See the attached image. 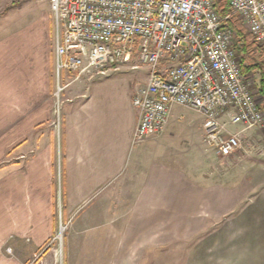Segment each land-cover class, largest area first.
<instances>
[{
	"label": "crops",
	"instance_id": "obj_1",
	"mask_svg": "<svg viewBox=\"0 0 264 264\" xmlns=\"http://www.w3.org/2000/svg\"><path fill=\"white\" fill-rule=\"evenodd\" d=\"M45 37L26 44V56H35L42 67L31 66L23 82L16 78V45L0 43V102L7 96L2 86L23 87L28 113L24 124H6L7 138L0 134V146L13 144L8 156L23 158L0 168V264H59L54 248L47 249L55 237L56 201L61 210H75L94 198L106 210L116 208L97 224L125 226L121 239L131 247L208 233L215 236L206 239L220 240V264H264V147L243 155L233 181L220 183H209L204 171L209 159L204 138L188 150L157 155L166 128L148 137L144 148H134L139 112L132 98L147 79L137 83L126 64L78 77L65 72L56 132L53 102H47L52 47ZM4 109L0 104V113ZM121 248L119 258L125 255Z\"/></svg>",
	"mask_w": 264,
	"mask_h": 264
},
{
	"label": "built area",
	"instance_id": "obj_2",
	"mask_svg": "<svg viewBox=\"0 0 264 264\" xmlns=\"http://www.w3.org/2000/svg\"><path fill=\"white\" fill-rule=\"evenodd\" d=\"M216 0H49L54 17L56 95L65 72L81 75L120 64L148 68L133 95L139 115L133 144L162 134L175 105L203 116L205 141L222 157L244 150L233 126L264 128L256 75L242 71L235 32ZM264 46V0H230ZM59 102V100H58ZM61 107L58 103V113Z\"/></svg>",
	"mask_w": 264,
	"mask_h": 264
},
{
	"label": "rangeland",
	"instance_id": "obj_3",
	"mask_svg": "<svg viewBox=\"0 0 264 264\" xmlns=\"http://www.w3.org/2000/svg\"><path fill=\"white\" fill-rule=\"evenodd\" d=\"M44 34L47 36V38L45 37L46 41L51 43L52 56H54V17L49 0H0V43H13L16 45V78L20 82H23V76L26 73L28 74L34 69L31 66L38 65L35 56H26L28 52L24 53L26 44L36 43ZM121 65L124 64L113 66L107 70L118 68ZM38 66L42 67L40 64ZM130 66L134 68L132 65ZM147 70L148 68L145 65H140L129 71V74L137 80V83H141L147 79ZM94 71L98 70H91L83 74ZM72 75L80 76L76 72L72 73ZM18 79L17 84L19 82ZM49 84L51 100H47V102L50 101L51 104L53 102V114L56 120L54 122L55 131L60 133L61 107L58 113V103L60 102L61 104L62 92L59 96L56 95L57 81L54 71V60L53 70H51L49 76ZM62 84L64 85L63 79ZM2 88V91L6 92L5 95L7 96L2 95L5 97L4 100L1 98L0 102L5 108L0 113V131H2L0 134L3 133L6 124L8 125L10 121L22 125L24 124V118L28 116V113L24 110L25 96L23 87L18 86L16 90L4 88L3 86ZM8 91L13 96L11 103L9 102ZM179 114H183L182 118H179ZM202 118L203 116L193 108L175 105L167 131L163 134L162 141L157 146V153L155 152L156 148L153 153L157 155L164 154L165 151L171 153L174 152V148L177 150H188L195 147V142L199 143L203 138V141H205L204 129L201 127ZM232 129L241 131L243 135L245 149L240 151L238 155L219 156L205 141L209 159L204 171L209 178V183L233 181L232 175L239 169V165L243 163L242 156L250 151L259 153L264 147V128L257 129V127L237 125L233 126ZM7 136L3 133L1 138L4 139ZM149 143L150 141L147 138L145 141L135 144L134 148ZM12 145L3 146L1 144L0 168H7L9 163L11 165L19 164L20 160L23 159L21 158L22 155H18L17 159L12 155L8 156L7 151L12 148ZM236 176V180H238L240 178L239 173H236ZM55 181L61 191L62 172L59 164L56 167ZM99 194L103 196L105 191ZM55 211V237L50 240L47 249L54 248L52 250L56 252L59 264H220V240L212 241L206 239L213 234H198L187 241H168L162 238L158 244H156L157 242L155 243L157 247L142 249V245L131 247V242L121 239L125 226L97 224L100 221H104L105 218L108 219L109 215H115L116 211V208L106 210L103 201L100 202L98 200L97 202V198H94V201L88 200L75 210L59 209L57 200ZM214 226H217V224ZM119 245L122 246V252L125 254L120 258L116 256Z\"/></svg>",
	"mask_w": 264,
	"mask_h": 264
},
{
	"label": "trees",
	"instance_id": "obj_4",
	"mask_svg": "<svg viewBox=\"0 0 264 264\" xmlns=\"http://www.w3.org/2000/svg\"><path fill=\"white\" fill-rule=\"evenodd\" d=\"M215 8L221 16H227L225 26L235 32L234 46L241 57L242 71L256 75L254 87L261 97L260 109L264 110V46L257 43L239 16L233 12L230 0H216Z\"/></svg>",
	"mask_w": 264,
	"mask_h": 264
}]
</instances>
